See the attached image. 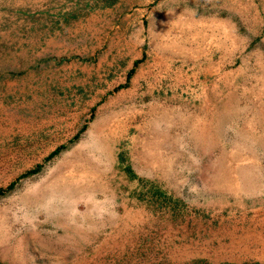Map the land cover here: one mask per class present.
I'll return each instance as SVG.
<instances>
[{
  "label": "rangeland",
  "instance_id": "obj_1",
  "mask_svg": "<svg viewBox=\"0 0 264 264\" xmlns=\"http://www.w3.org/2000/svg\"><path fill=\"white\" fill-rule=\"evenodd\" d=\"M0 264H264V0H0Z\"/></svg>",
  "mask_w": 264,
  "mask_h": 264
},
{
  "label": "bare ground",
  "instance_id": "obj_2",
  "mask_svg": "<svg viewBox=\"0 0 264 264\" xmlns=\"http://www.w3.org/2000/svg\"><path fill=\"white\" fill-rule=\"evenodd\" d=\"M260 108H261V107H260ZM256 109H257V108H256ZM60 172H61V171H60ZM58 185H59V184H58ZM60 187H61V186H60ZM60 187H59V188H60ZM53 188H54V187H53ZM55 189H56V188H55ZM61 189H62V188H61ZM61 189H60V190H61ZM56 190H58V188H57ZM84 190H85V189H84ZM59 196H60V195H59Z\"/></svg>",
  "mask_w": 264,
  "mask_h": 264
},
{
  "label": "crops",
  "instance_id": "obj_3",
  "mask_svg": "<svg viewBox=\"0 0 264 264\" xmlns=\"http://www.w3.org/2000/svg\"><path fill=\"white\" fill-rule=\"evenodd\" d=\"M247 137V135L244 137V139Z\"/></svg>",
  "mask_w": 264,
  "mask_h": 264
}]
</instances>
